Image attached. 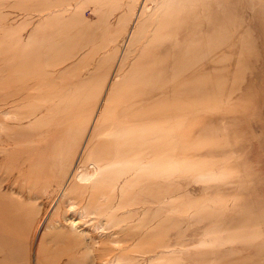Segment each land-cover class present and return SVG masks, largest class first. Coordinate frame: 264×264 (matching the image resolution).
Returning a JSON list of instances; mask_svg holds the SVG:
<instances>
[{
	"label": "rangeland",
	"instance_id": "1",
	"mask_svg": "<svg viewBox=\"0 0 264 264\" xmlns=\"http://www.w3.org/2000/svg\"><path fill=\"white\" fill-rule=\"evenodd\" d=\"M91 263L264 264V0H0V264Z\"/></svg>",
	"mask_w": 264,
	"mask_h": 264
},
{
	"label": "bare ground",
	"instance_id": "2",
	"mask_svg": "<svg viewBox=\"0 0 264 264\" xmlns=\"http://www.w3.org/2000/svg\"><path fill=\"white\" fill-rule=\"evenodd\" d=\"M16 64H17V63H16ZM16 64H15V65H16ZM19 65H20V64H18V66H19ZM14 67H16V66H14ZM20 67H21V65H20ZM20 67H19V68H20ZM26 67H27V66H26ZM16 68H17V67H16ZM23 68H24V70H25V67H23ZM27 69H28V68H27ZM18 70H21V69H18ZM23 72H24V71L22 70L21 73L23 74ZM26 72H27V71H26ZM26 72H24V77L27 76V75H25ZM28 73H29V71L27 72V74H28ZM21 77H22V75H21ZM22 78H23V77H22ZM14 79H15V78H14ZM29 79H30V80L28 81V83H29L30 85H29V87H27V88L32 87V86L34 85L33 83H35V82L37 83V81H35L34 78H33L34 81L32 80V77H30ZM37 79H38V78H37ZM18 80H19V79H18ZM20 80H21V78H20ZM20 80H19V81H20ZM22 80H24V78H23ZM14 82H15V81H14ZM25 82H26V81H25ZM38 82H39V81H38ZM41 82H43V81H41ZM19 83H21V81H20ZM36 83H35V84H36ZM21 85H22V84H21ZM31 85H32V86H31ZM43 85H45V84H43ZM23 86H24V85H23ZM26 86H27V85H25V87H26ZM16 89H17V88H16ZM18 89H20V88H18ZM22 89H23V88H22ZM13 90H14V89H13ZM24 90H26V89H24ZM14 91H16V90H14ZM20 91H21V89H20L18 92H20ZM22 91H23V90H22ZM26 92H27V91H26ZM26 92H25V93H26ZM26 94H27V93H26ZM31 94H32V93H31ZM34 94H35V93H34ZM36 94H37V93H36ZM36 94H35V95H36ZM24 95H25V94H24ZM14 96H15V95H14ZM20 96H21V95H20ZM31 96H32V95H31ZM39 96H40V95H39ZM39 96H34V97H39ZM18 97H19V96H18ZM18 97H17V98H18ZM27 97H28V96H27ZM34 97H33V98H34ZM40 98H41V97H40ZM24 100H25V99H24ZM24 100H23V101H24ZM13 103H14V102H13ZM17 103H18V102H17ZM10 106H11V105H10ZM27 115H28V114H27ZM19 119H20V118H19ZM20 121H21V120H20ZM28 149H29V147H28ZM124 151H125V150H124ZM121 153H122V152H121ZM138 153H139V152H138ZM115 154H116V152H115ZM115 154H114V155H115ZM139 154H140V153H139ZM136 155H137V154H136ZM136 157H137V156H136ZM122 158H123V157H122ZM124 158H125V157H124ZM112 159H113V158H112ZM95 164H96V163H95ZM96 169H98V166H96ZM96 169H95L94 171H92L93 173L90 171V173H89L88 175H86V176H81V180L84 181V183H85V181H90V180H92V178H93V176H94V174H95V172H96ZM82 183H83V182H82ZM5 227H6V226H5ZM5 229H6V228H4V229H2V230H5ZM7 229H8V228H7ZM91 264H92V263H91Z\"/></svg>",
	"mask_w": 264,
	"mask_h": 264
}]
</instances>
